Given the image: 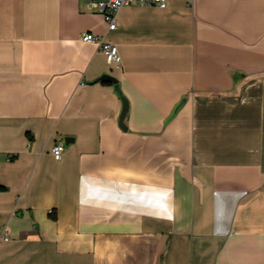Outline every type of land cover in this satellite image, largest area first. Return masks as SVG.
<instances>
[{
  "label": "crops",
  "instance_id": "obj_1",
  "mask_svg": "<svg viewBox=\"0 0 264 264\" xmlns=\"http://www.w3.org/2000/svg\"><path fill=\"white\" fill-rule=\"evenodd\" d=\"M0 187V264H264V0H0Z\"/></svg>",
  "mask_w": 264,
  "mask_h": 264
},
{
  "label": "built area",
  "instance_id": "obj_2",
  "mask_svg": "<svg viewBox=\"0 0 264 264\" xmlns=\"http://www.w3.org/2000/svg\"><path fill=\"white\" fill-rule=\"evenodd\" d=\"M168 0H91V7L103 14L108 31H114L118 28V15L119 12L126 6H150L157 4L161 8L167 6ZM82 40L86 42H95L98 44L99 49L107 56L109 62L116 65H121V56L118 46L106 41L103 37L97 36L93 33H83ZM61 138V137H60ZM62 139V138H61ZM65 144L61 140L52 149L56 160H61ZM51 213L54 211L51 210ZM3 239L10 240V234L7 228L3 229Z\"/></svg>",
  "mask_w": 264,
  "mask_h": 264
},
{
  "label": "water",
  "instance_id": "obj_3",
  "mask_svg": "<svg viewBox=\"0 0 264 264\" xmlns=\"http://www.w3.org/2000/svg\"><path fill=\"white\" fill-rule=\"evenodd\" d=\"M99 81H109V82H113L117 84V80L110 76V75H104L102 76ZM122 101H123V110H122V114L120 117V124L122 126L123 129H127V126L125 124V118L127 116L128 110H129V103L128 100L123 96L122 97ZM73 140V138H66V142Z\"/></svg>",
  "mask_w": 264,
  "mask_h": 264
},
{
  "label": "trees",
  "instance_id": "obj_4",
  "mask_svg": "<svg viewBox=\"0 0 264 264\" xmlns=\"http://www.w3.org/2000/svg\"><path fill=\"white\" fill-rule=\"evenodd\" d=\"M5 188L4 187H0V190H4Z\"/></svg>",
  "mask_w": 264,
  "mask_h": 264
}]
</instances>
